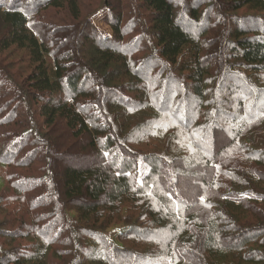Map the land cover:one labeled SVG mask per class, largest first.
Returning a JSON list of instances; mask_svg holds the SVG:
<instances>
[{"label":"trees","instance_id":"16d2710c","mask_svg":"<svg viewBox=\"0 0 264 264\" xmlns=\"http://www.w3.org/2000/svg\"><path fill=\"white\" fill-rule=\"evenodd\" d=\"M87 1L0 0V264H264V0Z\"/></svg>","mask_w":264,"mask_h":264},{"label":"rangeland","instance_id":"374dc122","mask_svg":"<svg viewBox=\"0 0 264 264\" xmlns=\"http://www.w3.org/2000/svg\"><path fill=\"white\" fill-rule=\"evenodd\" d=\"M92 3V0H90V1H87L86 2V4L85 5H91V7H93L94 8V6H95V4H91ZM90 10L89 11H85V14L86 15H88V14H90ZM53 15H55V19H54V21H57V20H60V19H62L63 18V13L62 12H58V13H53ZM108 17H109V11H108V9H101V10H97L96 12H94L91 16H90V20H92V22H93V24L96 26V29L98 30V32L100 31L102 34H103V36L104 37H111V35H112V31H111V29H110V26L108 25V22H107V19H108ZM19 56H21V55H23L24 57H26V54L25 53H23V52H19V53H17L16 52V57L14 58V61H16L15 62V64H17V65H19L20 64V69H24V65H23V63L22 62H19L20 61V57H18V55ZM23 58V57H22ZM205 112H204V110H203V114H204ZM195 118H198V116H195ZM201 119H202V122H203V119H204V117L202 116L201 117ZM24 125V123H21L20 125H18V126H20V128H22V126ZM20 129H18V131H19ZM21 131V130H20ZM0 133H2V132H0ZM185 137V136H184ZM184 137H182V139H183V143H188V144H186V147L189 145H191V141L193 140L192 139V136L191 137H188V141H184ZM190 138V139H189ZM186 140H187V138H186ZM7 141V143L6 144H8V142H9V140H6ZM6 144H4V138H3V136L1 135L0 136V153H2V148L4 147V146H6ZM190 153V152H189ZM38 165V169L39 170H42L43 169V164H41V163H38L37 164ZM10 170L7 168V167H2V166H0V194H1V192H2V189H3V186L6 184V182H7V176H6V173H8ZM19 173L20 174H23L24 175V177H31V176H34V177H39V173H30V172H26V173H22V172H20L19 171ZM9 195H11L10 196V198L5 202V206H7V210L6 211H8V210H12V209H14V208H16V207H21V208H29L30 209V207H31V201L32 200H34L33 199V197H34V195L33 196H31V197H28V198H25V200H23L22 202H19V203H16L15 201H16V199H15V197L12 195V193H9ZM3 215V214H2ZM29 215V214H28ZM0 217H1V215H0ZM32 213H31V215L30 216H28L27 218H26V222L27 223H31V220H32ZM115 231H110V232H108V234H109V236L110 237H112V238H114L113 236H112V234L114 233Z\"/></svg>","mask_w":264,"mask_h":264},{"label":"bare ground","instance_id":"6f19581e","mask_svg":"<svg viewBox=\"0 0 264 264\" xmlns=\"http://www.w3.org/2000/svg\"><path fill=\"white\" fill-rule=\"evenodd\" d=\"M38 87V86H37ZM35 89V88H34ZM37 90V89H36ZM239 107V106H238ZM197 203V202H196Z\"/></svg>","mask_w":264,"mask_h":264}]
</instances>
